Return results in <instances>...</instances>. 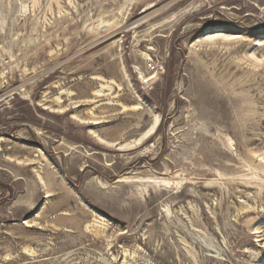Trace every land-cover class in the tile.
I'll list each match as a JSON object with an SVG mask.
<instances>
[{
	"label": "rangeland",
	"instance_id": "obj_1",
	"mask_svg": "<svg viewBox=\"0 0 264 264\" xmlns=\"http://www.w3.org/2000/svg\"><path fill=\"white\" fill-rule=\"evenodd\" d=\"M0 264H264V0H0Z\"/></svg>",
	"mask_w": 264,
	"mask_h": 264
},
{
	"label": "bare ground",
	"instance_id": "obj_2",
	"mask_svg": "<svg viewBox=\"0 0 264 264\" xmlns=\"http://www.w3.org/2000/svg\"><path fill=\"white\" fill-rule=\"evenodd\" d=\"M212 37H213V35H211ZM96 79H99V80H102V78H100V77H96ZM105 82V81H104ZM108 83H110L109 81H108ZM114 83V82H113ZM107 84V83H106ZM106 85H103V84H101V88L99 89V90H97L96 91V94L98 95V96H104L105 95V92H104V89H106ZM108 88L110 89V88H112L111 86H108ZM59 100H60V98H59ZM134 107H137V106H134ZM76 113V112H75ZM73 117H76V116H73ZM78 117V116H77ZM77 119V118H76ZM78 120H80L82 123H85V124H87V123H90V124H97V123H99V121H96L95 119V121H90V120H85V118H84V120H82V119H78ZM94 129V128H93ZM151 130V129H150ZM91 131L93 132V135L95 134L96 135V137L98 138V140H100V141H102V142H104V143H106V144H112V143H110L109 141H106V140H104L102 137H101V135L99 134V133H97L95 130H92L91 129ZM148 133H146V134H144L143 135V137H145L146 135H147ZM148 136V135H147ZM143 137H141V138H139V139H135V141H133L132 143L130 142V143H120L119 142V146H120V148H126V147H128V146H131V145H133V144H135V143H140L141 142V140L143 139ZM39 177H40V179H41V181L43 182V183H45V181L43 180V178L39 175ZM46 187V186H45Z\"/></svg>",
	"mask_w": 264,
	"mask_h": 264
}]
</instances>
